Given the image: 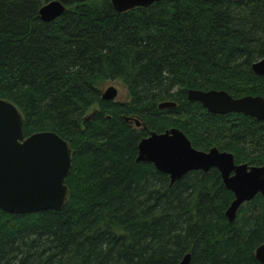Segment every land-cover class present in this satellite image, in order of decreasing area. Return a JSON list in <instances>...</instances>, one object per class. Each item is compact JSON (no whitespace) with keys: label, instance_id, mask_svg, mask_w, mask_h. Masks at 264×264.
I'll list each match as a JSON object with an SVG mask.
<instances>
[{"label":"trees","instance_id":"trees-1","mask_svg":"<svg viewBox=\"0 0 264 264\" xmlns=\"http://www.w3.org/2000/svg\"><path fill=\"white\" fill-rule=\"evenodd\" d=\"M0 0V98L24 117L25 137L52 131L72 167L59 210L0 209V264H261L264 196L230 222L233 193L219 171H190L170 185L137 162L150 132L181 130L198 150L264 165V119L209 113L187 90L264 98V0H160L118 12L110 0ZM121 81L128 102L102 99ZM174 102L158 108L162 102ZM129 118V120H126ZM135 119L145 127H137Z\"/></svg>","mask_w":264,"mask_h":264},{"label":"water","instance_id":"water-1","mask_svg":"<svg viewBox=\"0 0 264 264\" xmlns=\"http://www.w3.org/2000/svg\"><path fill=\"white\" fill-rule=\"evenodd\" d=\"M116 11L125 12L148 7L160 0H110ZM65 11L57 0L43 5L39 16L50 22ZM252 70L264 75V58L253 63ZM117 89L108 87L102 99L115 100ZM190 101H198L214 114L241 113L257 120L264 119V98L233 97L224 90H187ZM174 102H162L158 108L174 107ZM129 120V118H126ZM137 127H145L135 119ZM24 117L11 101L0 98V209L12 214L34 213L46 209H61L67 202L69 189L65 184L72 167L69 143L52 131L24 135ZM137 162L152 163L169 176L170 185L190 171L216 168L225 187L233 193V200L225 211L232 222L238 209L258 193L264 196V165L236 163L232 153L216 147L208 151L194 148L188 137L177 128L161 133L150 132L138 144ZM255 257L264 264V244L255 250ZM190 255L179 264H188Z\"/></svg>","mask_w":264,"mask_h":264},{"label":"rangeland","instance_id":"rangeland-1","mask_svg":"<svg viewBox=\"0 0 264 264\" xmlns=\"http://www.w3.org/2000/svg\"><path fill=\"white\" fill-rule=\"evenodd\" d=\"M109 86H114L117 89L115 101L124 103L129 101L127 90L121 81H107L101 87L102 92L105 91Z\"/></svg>","mask_w":264,"mask_h":264}]
</instances>
